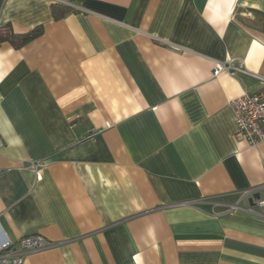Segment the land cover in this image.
<instances>
[{
    "label": "crops",
    "instance_id": "crops-1",
    "mask_svg": "<svg viewBox=\"0 0 264 264\" xmlns=\"http://www.w3.org/2000/svg\"><path fill=\"white\" fill-rule=\"evenodd\" d=\"M5 27L42 28L0 42V227L56 244L24 264H264V142L230 108L264 80V0H4Z\"/></svg>",
    "mask_w": 264,
    "mask_h": 264
},
{
    "label": "built area",
    "instance_id": "built-area-1",
    "mask_svg": "<svg viewBox=\"0 0 264 264\" xmlns=\"http://www.w3.org/2000/svg\"><path fill=\"white\" fill-rule=\"evenodd\" d=\"M232 67L215 63L213 76H218ZM235 123L234 141L246 143L255 147L264 142V80L258 90L253 94L244 93L230 102ZM93 134L88 135V139ZM43 167L41 161L30 164V168L39 171ZM264 190V184L255 191H247L242 194V200L252 198L256 191ZM240 204L229 206V210L240 209ZM56 244L48 241L40 235H29L21 238L16 243L10 241L0 227V264H24L30 255L41 253L54 248Z\"/></svg>",
    "mask_w": 264,
    "mask_h": 264
},
{
    "label": "trees",
    "instance_id": "trees-1",
    "mask_svg": "<svg viewBox=\"0 0 264 264\" xmlns=\"http://www.w3.org/2000/svg\"><path fill=\"white\" fill-rule=\"evenodd\" d=\"M4 3V0H0V9ZM51 12L53 19L55 21L60 20L64 18L68 13L71 12V9L69 7L54 4L51 7ZM42 34V28L37 27L33 29L32 31L16 36L14 35L9 27L0 28V42H8L10 45H12L13 48L19 49L29 43L30 41L36 39Z\"/></svg>",
    "mask_w": 264,
    "mask_h": 264
},
{
    "label": "water",
    "instance_id": "water-1",
    "mask_svg": "<svg viewBox=\"0 0 264 264\" xmlns=\"http://www.w3.org/2000/svg\"><path fill=\"white\" fill-rule=\"evenodd\" d=\"M260 198H261L260 194H255L252 198L249 199V205L253 207L254 205L253 202L260 201Z\"/></svg>",
    "mask_w": 264,
    "mask_h": 264
}]
</instances>
